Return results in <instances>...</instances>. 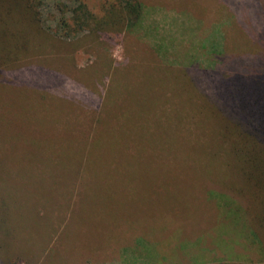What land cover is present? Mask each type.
Here are the masks:
<instances>
[{
    "label": "rangeland",
    "instance_id": "obj_1",
    "mask_svg": "<svg viewBox=\"0 0 264 264\" xmlns=\"http://www.w3.org/2000/svg\"><path fill=\"white\" fill-rule=\"evenodd\" d=\"M41 1L33 54L0 65L7 249L30 256L45 243L35 264H264L263 150L235 128L248 129L251 88L264 98V0H139L126 29L73 36ZM86 1L101 13L102 0ZM219 56L241 58L239 84L222 82ZM237 153L254 154L244 174ZM43 205L59 211L51 237ZM136 237L147 243L121 252Z\"/></svg>",
    "mask_w": 264,
    "mask_h": 264
},
{
    "label": "trees",
    "instance_id": "obj_2",
    "mask_svg": "<svg viewBox=\"0 0 264 264\" xmlns=\"http://www.w3.org/2000/svg\"><path fill=\"white\" fill-rule=\"evenodd\" d=\"M53 3L60 13L58 18V26L63 29V36L77 35L78 33L86 30L87 33H90V35L95 34L92 33L95 31L99 33L104 31H122L123 29H126V25L128 23L137 18V14L142 8V2L139 0H102L101 6L99 8L101 13L96 14V11H91L89 9L86 0H54ZM41 4V0H0V65L7 64L10 66L12 62L23 57L29 58L31 54H33L35 44L39 43L38 39H40V37L43 36L44 31H46L42 21ZM108 16L113 19V22L116 21L117 23L113 25L102 26V21ZM217 62V67L220 68L219 70H221L219 73L222 82H225L227 85V83L230 81L229 78L235 77L236 82L239 84V76L243 75L241 70V58L235 56L232 57L231 61L229 62L226 56H219ZM231 65L236 68L233 73L228 72L229 74L226 75V73L223 71H229L231 69L230 67H233ZM238 87L239 86H237L235 89ZM260 89L261 86L259 88L258 86L251 88L249 95L252 96H249V99L246 102V116L247 120L249 121L246 124L248 129L240 127L239 123L235 128L239 133V136H242L244 133L246 134V131L248 132V136L263 150L262 159L264 160V98L260 99ZM253 93H256L255 96H253ZM235 94L242 104L245 103L246 96L243 92V87H240V89L235 92ZM221 99L222 101L225 100L224 94L221 95ZM252 100L254 101L252 102ZM256 104L257 106H255ZM250 131H256L258 133L260 137L258 141L252 137V135L249 133ZM248 144L251 146V149H253V144L251 142ZM236 155L237 159L239 160L237 165L239 172L244 174L247 161L249 166L252 167L253 163L251 159H255L254 154H251L252 157H250V155H248V157H242L240 153H237ZM216 195H218L217 197H220L217 205L220 208L226 206V204L221 201V197H226V195L220 193H217ZM254 204L255 203H252L246 208L248 209ZM38 208L40 210H38ZM38 208L36 209L35 214L37 215L38 220L41 221L40 226L42 228L44 226V229L50 236L52 233H54L53 225L55 223L54 221H56L54 216L59 211L57 209H53L51 210L50 215H48L49 210H46L44 205ZM23 210L25 211L23 216L31 220V217L34 215H30L27 207H24ZM14 213L15 210L10 208L8 203L5 204L3 202L0 204V232L3 229V226L11 227V229L14 230V226L12 225ZM262 214L263 216L261 215L260 217L261 220H264V209H262ZM59 221H62V218ZM61 223L62 229L63 222ZM60 230H58L59 234ZM251 235L253 237V245L255 246L256 243L260 241V235L255 229H251ZM42 238H40V241ZM138 241L147 243L144 238L136 237L131 246L123 247L121 252L129 249V253L132 254L133 249L135 248ZM8 244H10V237L0 235V260H3L2 258L4 257L5 259H8L11 264H16L18 259H24V264H35L37 261L36 257L38 258L41 256L43 249L45 248V243H43L38 248L37 253H31L30 256H22L16 255L14 252H12V250H8ZM232 253H234V251Z\"/></svg>",
    "mask_w": 264,
    "mask_h": 264
}]
</instances>
